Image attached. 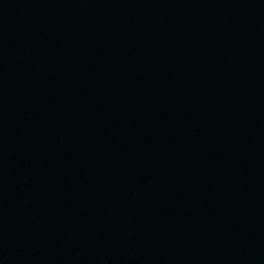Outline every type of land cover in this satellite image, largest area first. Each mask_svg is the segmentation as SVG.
I'll return each instance as SVG.
<instances>
[{
  "label": "water",
  "instance_id": "obj_1",
  "mask_svg": "<svg viewBox=\"0 0 264 264\" xmlns=\"http://www.w3.org/2000/svg\"><path fill=\"white\" fill-rule=\"evenodd\" d=\"M0 230L264 264V0H0Z\"/></svg>",
  "mask_w": 264,
  "mask_h": 264
}]
</instances>
